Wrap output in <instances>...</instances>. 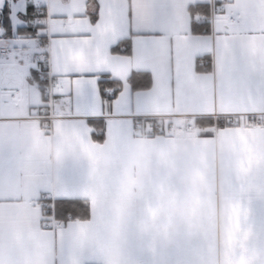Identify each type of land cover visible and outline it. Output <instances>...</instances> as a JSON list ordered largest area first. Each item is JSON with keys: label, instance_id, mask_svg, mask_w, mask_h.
Wrapping results in <instances>:
<instances>
[{"label": "snow or ice", "instance_id": "obj_1", "mask_svg": "<svg viewBox=\"0 0 264 264\" xmlns=\"http://www.w3.org/2000/svg\"><path fill=\"white\" fill-rule=\"evenodd\" d=\"M8 2L11 10L4 12L5 0H0V191L29 168L40 171V182L47 179L49 162L36 151L33 124L48 131L56 126L51 118L52 99L61 102V124L91 129L89 137L95 136L92 143L103 150L101 160L109 163L88 161V183L98 201L42 191L29 200L33 208L39 207L40 215L35 220L24 219L20 208L24 198L0 195V264H91L98 259L94 255L96 241L82 234L85 227L89 233L105 238L112 228H118L122 248L135 251L140 247L135 220L149 210L155 187L174 183L175 177L154 160L142 190L128 191L124 142L129 127L145 119L138 110L139 96L150 91L153 78L147 71L133 69L126 89V81L114 72L122 59L149 61L158 54L160 41L171 31L170 0ZM231 4L230 9L217 12L218 22L213 27L208 19L212 6L201 0L193 6L189 30L194 38L214 41L216 58L224 57L225 73L237 78L247 68L243 55L246 46L264 37V0H231ZM201 14L203 21L199 19ZM20 29L28 32L21 33ZM97 51L103 53L99 63L75 62L77 53L84 52L91 58ZM213 59L206 51L197 53L194 70H199L201 64L211 67ZM31 89L41 94L42 104L27 103ZM97 101L99 113L94 110ZM26 105L27 114H20ZM206 118L211 123V118ZM93 125L102 132L97 133ZM56 163L59 178L72 183L75 172L67 179L63 175L66 167L75 169L78 163L72 154L58 152ZM177 164L182 167L183 162ZM247 197L249 204L255 199L252 192ZM81 220L90 224L82 225ZM257 231L253 238L241 236L230 253L233 264L242 260L244 264H264V219ZM201 244L200 236L178 237L176 252L185 254Z\"/></svg>", "mask_w": 264, "mask_h": 264}, {"label": "crops", "instance_id": "obj_2", "mask_svg": "<svg viewBox=\"0 0 264 264\" xmlns=\"http://www.w3.org/2000/svg\"><path fill=\"white\" fill-rule=\"evenodd\" d=\"M170 2L171 31L160 41L158 54L149 61L122 59L117 62L114 75L126 81L127 89L131 70L149 72L153 83L150 91L140 94L138 110L145 115L161 116L158 120L165 125L176 115L184 125L177 133L163 135L129 127L124 142L128 191L142 190L143 179L154 160L175 177V182L157 185L149 200V210L135 220L136 240L140 245L135 251L122 248L118 228H112L105 238L89 233L85 227L82 234L96 241L94 255L98 259L91 264H184L187 261L233 264L230 253L241 236L245 239L256 237L264 219V122L253 127L244 115L264 112V37L253 39L246 46L243 55L247 68L233 78L225 73L224 57L216 58L215 42L194 38L189 30L190 17L195 11L193 6L201 0ZM204 2L209 4V0ZM73 30L79 29L74 27ZM201 51L211 53L213 63L211 67L205 64L194 70V57ZM102 55V51H97L90 58L80 52L75 62L77 65L99 63ZM37 94L38 91L31 89L27 103L42 104L41 94L39 97ZM61 109V102L54 99L51 114L56 126L51 131L33 124L36 151L49 162L47 179L40 182L37 179L40 171L29 168L25 175L0 191L4 197L24 198L20 208L26 220L39 217V207L33 208L29 200L42 191L52 196H86L98 201L95 189L88 183V161L95 159L105 165L109 161L101 160L103 150L92 143L95 136L89 137L91 129L80 124H61ZM94 110L99 113V101ZM20 114H27V105ZM219 114L224 115L222 120ZM206 117L211 118V123ZM192 121L201 129L192 131L188 127ZM93 128L97 133L102 132L96 125ZM58 152L71 153L78 162L75 169L66 167L63 170L65 179L75 172L70 184L59 178ZM177 161L183 162L182 167ZM248 192L255 196L251 204ZM80 224L87 226L90 222L81 220ZM194 236L202 237L203 244L178 254L177 238ZM34 239L39 243L38 238Z\"/></svg>", "mask_w": 264, "mask_h": 264}, {"label": "built area", "instance_id": "obj_3", "mask_svg": "<svg viewBox=\"0 0 264 264\" xmlns=\"http://www.w3.org/2000/svg\"><path fill=\"white\" fill-rule=\"evenodd\" d=\"M209 4L212 6V15L209 16L208 19L213 22V27H216L218 22L217 12L230 9L231 0H209ZM199 19L201 21L204 20L203 14L200 15ZM201 66H204V64H201ZM52 100L49 101L50 105ZM244 115L248 118L249 124L253 127L261 125L264 122V112H248L244 113ZM217 116L222 120L224 115L219 114ZM159 118H161V116L145 115L146 122L138 121L135 125L136 130L139 131L143 128L142 130L144 133H161V131H163V133L172 134L181 131L184 127L183 123L177 119L178 117H176V115H173V120L166 125L158 120ZM188 127L192 131L201 129L200 125L195 121L190 122Z\"/></svg>", "mask_w": 264, "mask_h": 264}, {"label": "trees", "instance_id": "obj_4", "mask_svg": "<svg viewBox=\"0 0 264 264\" xmlns=\"http://www.w3.org/2000/svg\"><path fill=\"white\" fill-rule=\"evenodd\" d=\"M11 9H10V4L9 3H6L5 5H4V9H3V11L4 12H9ZM21 30H27L28 31V29H21ZM200 121L202 120V118H200L199 119Z\"/></svg>", "mask_w": 264, "mask_h": 264}, {"label": "rangeland", "instance_id": "obj_5", "mask_svg": "<svg viewBox=\"0 0 264 264\" xmlns=\"http://www.w3.org/2000/svg\"><path fill=\"white\" fill-rule=\"evenodd\" d=\"M37 96L39 97V92H38ZM52 101H54V99H53ZM40 102H41V97H40V99H39V104H40ZM43 102H44V101H43Z\"/></svg>", "mask_w": 264, "mask_h": 264}, {"label": "bare ground", "instance_id": "obj_6", "mask_svg": "<svg viewBox=\"0 0 264 264\" xmlns=\"http://www.w3.org/2000/svg\"><path fill=\"white\" fill-rule=\"evenodd\" d=\"M205 65V64H204Z\"/></svg>", "mask_w": 264, "mask_h": 264}]
</instances>
